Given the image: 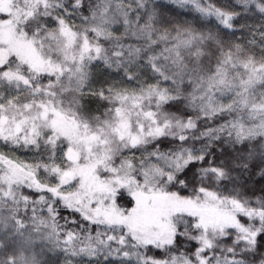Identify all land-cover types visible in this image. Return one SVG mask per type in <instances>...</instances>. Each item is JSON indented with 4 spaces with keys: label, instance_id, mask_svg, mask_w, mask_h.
Here are the masks:
<instances>
[{
    "label": "snow or ice",
    "instance_id": "obj_1",
    "mask_svg": "<svg viewBox=\"0 0 264 264\" xmlns=\"http://www.w3.org/2000/svg\"><path fill=\"white\" fill-rule=\"evenodd\" d=\"M0 264H264V0H0Z\"/></svg>",
    "mask_w": 264,
    "mask_h": 264
},
{
    "label": "trees",
    "instance_id": "obj_2",
    "mask_svg": "<svg viewBox=\"0 0 264 264\" xmlns=\"http://www.w3.org/2000/svg\"><path fill=\"white\" fill-rule=\"evenodd\" d=\"M163 2V0H161ZM234 0H217V3L220 5H228L229 3H233ZM246 19L248 20L249 23H255L256 22V17L255 16H249L246 14Z\"/></svg>",
    "mask_w": 264,
    "mask_h": 264
}]
</instances>
